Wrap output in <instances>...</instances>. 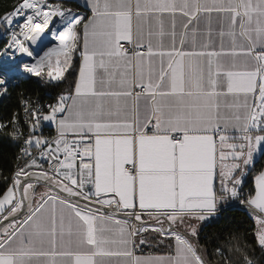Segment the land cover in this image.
<instances>
[{
	"label": "snow or ice",
	"instance_id": "6c2138e0",
	"mask_svg": "<svg viewBox=\"0 0 264 264\" xmlns=\"http://www.w3.org/2000/svg\"><path fill=\"white\" fill-rule=\"evenodd\" d=\"M0 41V264H264V0H16Z\"/></svg>",
	"mask_w": 264,
	"mask_h": 264
},
{
	"label": "trees",
	"instance_id": "16d2710c",
	"mask_svg": "<svg viewBox=\"0 0 264 264\" xmlns=\"http://www.w3.org/2000/svg\"><path fill=\"white\" fill-rule=\"evenodd\" d=\"M3 46V43L0 44V47ZM27 83H22L20 88H27ZM20 89H12V98L8 101H5L4 104L0 105V120L5 118H10L13 110H18L19 104L17 100V92ZM15 149L7 143H0V172L4 175H9L13 171V165L15 163ZM249 186L254 187V176L249 177ZM235 221L233 222V228L239 229L240 232L247 231L249 235L252 230L256 227L255 221L252 218H249L243 212L233 213Z\"/></svg>",
	"mask_w": 264,
	"mask_h": 264
},
{
	"label": "crops",
	"instance_id": "0c3cea01",
	"mask_svg": "<svg viewBox=\"0 0 264 264\" xmlns=\"http://www.w3.org/2000/svg\"><path fill=\"white\" fill-rule=\"evenodd\" d=\"M167 243L168 241H165V244L151 247H145L143 245L138 246L135 250V254L139 256H157L173 254V249H170L169 247L165 246Z\"/></svg>",
	"mask_w": 264,
	"mask_h": 264
},
{
	"label": "water",
	"instance_id": "95a60500",
	"mask_svg": "<svg viewBox=\"0 0 264 264\" xmlns=\"http://www.w3.org/2000/svg\"><path fill=\"white\" fill-rule=\"evenodd\" d=\"M16 3V0H0V12L5 9H11V6Z\"/></svg>",
	"mask_w": 264,
	"mask_h": 264
},
{
	"label": "built area",
	"instance_id": "2783aa9c",
	"mask_svg": "<svg viewBox=\"0 0 264 264\" xmlns=\"http://www.w3.org/2000/svg\"><path fill=\"white\" fill-rule=\"evenodd\" d=\"M18 55V54H17ZM44 134L46 136H51V135H55V132H54V128L53 127H46L44 129Z\"/></svg>",
	"mask_w": 264,
	"mask_h": 264
},
{
	"label": "flooded vegetation",
	"instance_id": "af4514ba",
	"mask_svg": "<svg viewBox=\"0 0 264 264\" xmlns=\"http://www.w3.org/2000/svg\"><path fill=\"white\" fill-rule=\"evenodd\" d=\"M3 43L2 41H0V44Z\"/></svg>",
	"mask_w": 264,
	"mask_h": 264
},
{
	"label": "bare ground",
	"instance_id": "6f19581e",
	"mask_svg": "<svg viewBox=\"0 0 264 264\" xmlns=\"http://www.w3.org/2000/svg\"><path fill=\"white\" fill-rule=\"evenodd\" d=\"M19 55V54H18Z\"/></svg>",
	"mask_w": 264,
	"mask_h": 264
}]
</instances>
